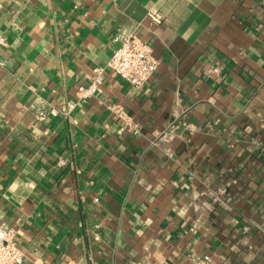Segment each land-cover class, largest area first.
<instances>
[{
    "label": "crops",
    "instance_id": "crops-1",
    "mask_svg": "<svg viewBox=\"0 0 264 264\" xmlns=\"http://www.w3.org/2000/svg\"><path fill=\"white\" fill-rule=\"evenodd\" d=\"M132 33L159 63L147 85L106 71L79 103ZM0 38V224L22 264H264L259 0H0Z\"/></svg>",
    "mask_w": 264,
    "mask_h": 264
},
{
    "label": "built area",
    "instance_id": "built-area-1",
    "mask_svg": "<svg viewBox=\"0 0 264 264\" xmlns=\"http://www.w3.org/2000/svg\"><path fill=\"white\" fill-rule=\"evenodd\" d=\"M259 3L264 7V0H259ZM148 18L152 24L160 23L152 13L148 14ZM113 41L115 47L109 60L103 67H94L88 83L78 88L79 103L85 104L101 92L103 74L106 71L113 73L137 91L142 90L155 74L159 63L153 57L151 48L136 33L116 36ZM0 45H4L1 38ZM4 65V60L0 59V67ZM205 72L207 76L217 78L221 74V69L218 64H215L209 66ZM78 102H66L60 109L47 104L39 110L36 120L43 122L48 118L57 117L67 119L75 110ZM117 118L121 123V131L129 129L132 133H137L138 126L130 118L124 114H117ZM261 153L264 154V147L261 149ZM64 165V161L58 163V166ZM224 193V189L216 191L217 195H223ZM95 239L98 240L97 237ZM22 262L23 255L15 244L13 229L5 224H0V264H22ZM194 264H211V260L209 258L199 259Z\"/></svg>",
    "mask_w": 264,
    "mask_h": 264
}]
</instances>
